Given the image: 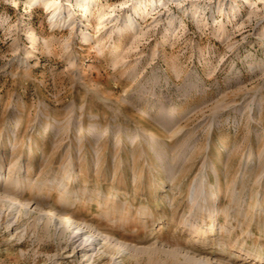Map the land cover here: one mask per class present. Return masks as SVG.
I'll return each instance as SVG.
<instances>
[{"label": "rangeland", "instance_id": "374dc122", "mask_svg": "<svg viewBox=\"0 0 264 264\" xmlns=\"http://www.w3.org/2000/svg\"><path fill=\"white\" fill-rule=\"evenodd\" d=\"M53 1L0 0V264H264V0Z\"/></svg>", "mask_w": 264, "mask_h": 264}, {"label": "bare ground", "instance_id": "6f19581e", "mask_svg": "<svg viewBox=\"0 0 264 264\" xmlns=\"http://www.w3.org/2000/svg\"><path fill=\"white\" fill-rule=\"evenodd\" d=\"M28 1H38V0H28ZM41 1V0H40ZM43 1V0H42ZM51 1V3H56L55 1H53V0H50ZM88 3V2H87ZM88 5L86 4V7H87ZM133 24V23H132ZM35 44H37V41H35L34 42ZM75 178L74 177H72L70 180H71V183L73 182V181H75L74 180ZM114 197V196H113ZM12 199V198H11ZM14 200V199H13ZM11 203L14 205V206H17L16 204H15V201H11ZM26 203V202H25ZM25 203H23L22 204V207L23 208H27L28 210H30V207H29V205L28 204H25ZM12 205V206H13ZM13 206V207H14ZM19 206V205H18ZM20 206H21V204H20ZM21 207V208H22ZM68 220V219H67ZM69 220H72L70 223H69V221H66L65 223H64V225L67 227V228H70V229H72L75 233H76V235L77 236H84V237H86L87 238V240H89L90 242L89 243H87V244H96L98 241H99V238L97 237V235H95V233L93 232V231H91V230H89L88 228H86V226H84V225H81V224H79V223H77L74 219H72V216H69ZM110 239H112V238H110ZM115 241V240H114ZM113 241V242H114ZM115 243V242H114ZM105 244L106 245H109L108 244V242H105ZM115 245L119 248H121L122 247V244H119L118 242H116L115 243ZM88 256V255H87ZM186 259H188V260H192L191 259V257H187ZM193 263V262H192Z\"/></svg>", "mask_w": 264, "mask_h": 264}]
</instances>
